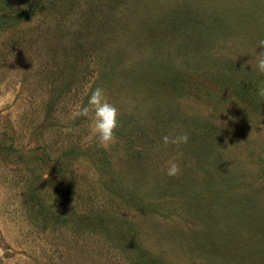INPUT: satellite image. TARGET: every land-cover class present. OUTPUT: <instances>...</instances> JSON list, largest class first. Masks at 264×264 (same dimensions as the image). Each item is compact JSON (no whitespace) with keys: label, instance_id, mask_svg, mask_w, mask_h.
Listing matches in <instances>:
<instances>
[{"label":"rangeland","instance_id":"1","mask_svg":"<svg viewBox=\"0 0 264 264\" xmlns=\"http://www.w3.org/2000/svg\"><path fill=\"white\" fill-rule=\"evenodd\" d=\"M261 39L264 0H0V264H264Z\"/></svg>","mask_w":264,"mask_h":264},{"label":"clouds","instance_id":"2","mask_svg":"<svg viewBox=\"0 0 264 264\" xmlns=\"http://www.w3.org/2000/svg\"><path fill=\"white\" fill-rule=\"evenodd\" d=\"M257 48L264 49V39L258 41ZM247 63L252 66V71H257L259 74L264 75V51L257 52ZM257 96L260 99H264V85L258 88ZM90 112L93 113L94 133L98 146L107 147L115 139L119 110L105 99L104 90L97 87L88 98L87 106L82 107L77 114L88 117ZM162 140L165 145L187 144L189 136L187 133L176 136L164 135ZM179 172V165L175 162H170L166 174L169 177H175Z\"/></svg>","mask_w":264,"mask_h":264}]
</instances>
